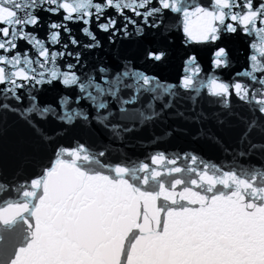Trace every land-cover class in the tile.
Wrapping results in <instances>:
<instances>
[{
  "label": "snow or ice",
  "instance_id": "1",
  "mask_svg": "<svg viewBox=\"0 0 264 264\" xmlns=\"http://www.w3.org/2000/svg\"><path fill=\"white\" fill-rule=\"evenodd\" d=\"M170 14L192 41L251 37L247 66L224 79L218 73L232 66L224 47L213 53L211 72L190 56L176 81L131 61L87 66L86 54L102 47L98 33L109 43L142 36ZM69 25H81L86 39ZM145 55L158 62L166 53ZM55 83L63 88L56 105L41 102ZM202 94L224 108L238 100L251 114L238 147L221 144L223 152L264 150L250 139L264 126V0H0V114L18 115L45 142L60 134L40 127L50 117L95 123L109 141L58 145L31 175L0 172V264H264V168L225 169L195 151L112 157L111 141L181 101L199 122Z\"/></svg>",
  "mask_w": 264,
  "mask_h": 264
},
{
  "label": "water",
  "instance_id": "2",
  "mask_svg": "<svg viewBox=\"0 0 264 264\" xmlns=\"http://www.w3.org/2000/svg\"><path fill=\"white\" fill-rule=\"evenodd\" d=\"M196 2L208 6L212 0ZM179 25V17L170 14L160 29H146L142 36H132L109 43L106 34L98 33L102 47L86 54L87 66L90 68L98 63H105L115 69L120 67L121 62L131 61L136 68L154 74L161 80L176 81L190 56L196 57L205 73L211 72L213 53L218 47L226 48L232 62L230 68L218 73L224 79L230 78L232 74L247 66L251 37L241 32L226 33L215 42H198L187 38ZM69 26L79 38L86 39L79 31L81 25ZM46 31L47 23L40 29L41 35H46ZM149 49L163 50L166 53L165 58L158 62L146 59L145 54ZM62 91L59 83L45 86L39 94V99L55 106ZM191 108L190 101H181L155 122L142 128L137 126L136 130L125 135L123 142L111 141L112 157L119 158L121 153L135 158L150 155L154 151H164L169 156L195 151L225 169L234 165L264 168V150L237 157L234 153L223 152L221 148V144L228 148L238 147L237 142L245 129L242 118L251 115L246 105L233 99L231 107L224 108L216 103L214 98L202 94L196 104V111L204 114L199 122L191 119ZM177 112L183 115H178ZM38 123L47 134H60L54 141L45 142L18 115L10 112L0 114V172L4 175L11 176L16 172L31 175L52 158L56 146L68 145L77 139L81 142L109 143L108 134L95 123L86 125L78 121L67 126L51 117ZM261 125H264V117H261ZM250 139L264 143V126L253 129ZM217 140L220 143H217ZM244 150H247V144L244 145Z\"/></svg>",
  "mask_w": 264,
  "mask_h": 264
}]
</instances>
